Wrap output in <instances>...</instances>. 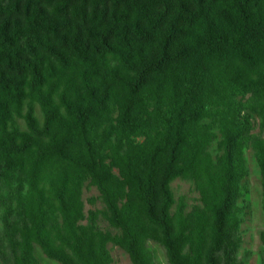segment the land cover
<instances>
[{
  "label": "trees",
  "instance_id": "16d2710c",
  "mask_svg": "<svg viewBox=\"0 0 264 264\" xmlns=\"http://www.w3.org/2000/svg\"><path fill=\"white\" fill-rule=\"evenodd\" d=\"M250 150L264 0H0V264H246Z\"/></svg>",
  "mask_w": 264,
  "mask_h": 264
},
{
  "label": "rangeland",
  "instance_id": "374dc122",
  "mask_svg": "<svg viewBox=\"0 0 264 264\" xmlns=\"http://www.w3.org/2000/svg\"><path fill=\"white\" fill-rule=\"evenodd\" d=\"M247 158L250 174L244 183L248 193L240 201V205L243 207L244 220L241 228L242 245L239 251V258L246 264H264V245L260 240V234L264 230L262 179L254 154L251 150L247 152ZM172 189L177 200L184 197L190 206L198 203L199 194L191 182L178 179L173 182ZM83 197L86 204V213H88L89 210L103 208V204L99 200V192L96 188L87 187L84 190ZM91 199L97 200L94 205L90 204L89 200ZM99 223L101 229L110 230L115 233L104 221H100ZM149 247H151L157 255L156 264H168L165 251L162 248L154 243H150ZM109 249L114 258L113 264H132L129 256L120 248L109 245ZM39 258L47 264H56L47 260L41 252L39 253Z\"/></svg>",
  "mask_w": 264,
  "mask_h": 264
}]
</instances>
